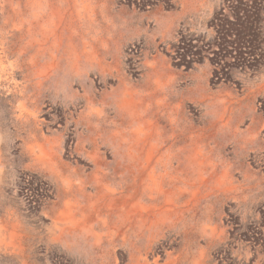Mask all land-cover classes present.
I'll return each instance as SVG.
<instances>
[{"label":"rangeland","instance_id":"374dc122","mask_svg":"<svg viewBox=\"0 0 264 264\" xmlns=\"http://www.w3.org/2000/svg\"><path fill=\"white\" fill-rule=\"evenodd\" d=\"M0 264H264V0H0Z\"/></svg>","mask_w":264,"mask_h":264}]
</instances>
